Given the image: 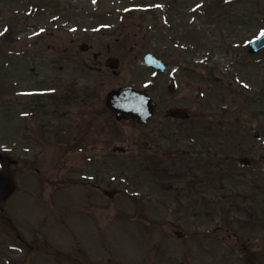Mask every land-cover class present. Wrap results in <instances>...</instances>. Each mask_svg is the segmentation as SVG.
<instances>
[{"label": "rangeland", "instance_id": "374dc122", "mask_svg": "<svg viewBox=\"0 0 264 264\" xmlns=\"http://www.w3.org/2000/svg\"><path fill=\"white\" fill-rule=\"evenodd\" d=\"M131 1L0 0V152L20 160L12 167L17 192L0 206V264H55L43 246L73 255L81 247L82 264H264V50L248 52L264 33V0H146L136 9ZM119 2L132 12L123 21L108 16ZM82 42L102 56L81 52ZM148 52L169 73L146 67ZM108 56L120 58L119 76L104 66ZM173 81L181 85L174 99L191 110L193 138L171 121L159 128L162 138L156 119L125 123L121 133L109 125L96 160L70 150L58 166V155H43L32 140L35 117L19 122L29 109L66 124L85 115L77 98L59 100L66 85L100 98L133 85L156 97ZM137 139L128 154L112 151ZM23 144L30 150L22 153ZM139 152H157L158 168L143 165ZM178 155L188 170L174 165ZM243 157L252 164L241 166ZM104 189L119 193L108 198Z\"/></svg>", "mask_w": 264, "mask_h": 264}, {"label": "flooded vegetation", "instance_id": "af4514ba", "mask_svg": "<svg viewBox=\"0 0 264 264\" xmlns=\"http://www.w3.org/2000/svg\"><path fill=\"white\" fill-rule=\"evenodd\" d=\"M125 6V4H120L118 5V9L123 8ZM112 18L115 17V15L117 13L112 12ZM94 55V60H98V58L102 55V51H99L98 53H100L99 57L95 58V55L98 54L96 52H92ZM178 93L179 90H176ZM176 94H172L171 99H168V95L165 94L164 92L160 94V97H158L157 99V113L155 115V118L157 120L156 122V126H154L155 129V133L159 134L160 137L162 138V133L159 130V128L165 123L168 124L170 121L177 124H183L181 126H185V129L181 131L182 134L185 135V137H189L190 135H192L193 132V122H191L190 118L189 119H177V118H172L169 116L170 114V110L174 107H178L179 103V98L178 99H174ZM81 99L80 96L78 97V100L82 101L84 103V106L82 104H79L80 106H82V108H79L80 111L83 112H87L89 115H83L81 114L79 116V122H78V128H77V134H78V138H80L78 144L76 148L85 152V153H93L98 149L97 146V141L94 137H96L97 134V130H98V116L96 114V94H91L90 95V101H87V96L86 95H81ZM90 110H89V109ZM46 118V123L47 126L46 128L48 129V131H46L47 135H49L50 133L53 134V131L56 133H59V139H58V143H57V147H54V149L56 150L57 153L61 154L62 150L64 149V147H62L61 144L62 141L60 140L62 138V133H64V135L67 132L68 127L62 125V123L58 120V119H51L50 120V116L47 115L45 116ZM58 122V123H57ZM52 130V131H50ZM180 130L177 129L176 132H179ZM189 138H193V137H189ZM193 143V142H192ZM147 142L144 141L143 145L147 146Z\"/></svg>", "mask_w": 264, "mask_h": 264}, {"label": "water", "instance_id": "95a60500", "mask_svg": "<svg viewBox=\"0 0 264 264\" xmlns=\"http://www.w3.org/2000/svg\"><path fill=\"white\" fill-rule=\"evenodd\" d=\"M261 47H264V36L251 44V51H258ZM146 61L149 65L160 67L152 55H148ZM107 104L117 113L118 118H138L141 121L146 120L154 111L151 99L143 92H136L132 88L111 91L108 95ZM3 161L5 170L0 173V200L6 199L14 191V183L8 171L11 160L3 158ZM106 193L111 197L115 194L113 191H106Z\"/></svg>", "mask_w": 264, "mask_h": 264}]
</instances>
